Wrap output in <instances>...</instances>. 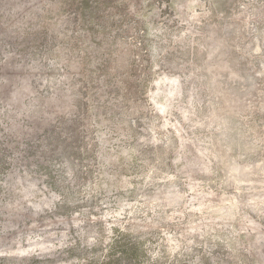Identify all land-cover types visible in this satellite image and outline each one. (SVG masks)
I'll return each mask as SVG.
<instances>
[{
    "label": "rangeland",
    "instance_id": "rangeland-1",
    "mask_svg": "<svg viewBox=\"0 0 264 264\" xmlns=\"http://www.w3.org/2000/svg\"><path fill=\"white\" fill-rule=\"evenodd\" d=\"M0 264H264V0H0Z\"/></svg>",
    "mask_w": 264,
    "mask_h": 264
}]
</instances>
